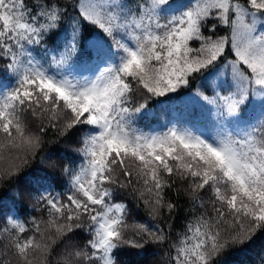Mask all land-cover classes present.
I'll return each instance as SVG.
<instances>
[{
    "label": "snow or ice",
    "instance_id": "obj_1",
    "mask_svg": "<svg viewBox=\"0 0 264 264\" xmlns=\"http://www.w3.org/2000/svg\"><path fill=\"white\" fill-rule=\"evenodd\" d=\"M179 94L201 122L139 126ZM73 140L71 157L44 155ZM0 188L13 193L0 264H130L146 245L163 264H229L249 251L264 237V0H0Z\"/></svg>",
    "mask_w": 264,
    "mask_h": 264
},
{
    "label": "trees",
    "instance_id": "obj_2",
    "mask_svg": "<svg viewBox=\"0 0 264 264\" xmlns=\"http://www.w3.org/2000/svg\"><path fill=\"white\" fill-rule=\"evenodd\" d=\"M150 107L152 108L153 114L149 117H146L143 121L139 122V126L144 127L146 130L151 128L163 129L166 125H170L172 122H179L183 124L182 121L188 113H196L198 116H201V109L199 108V106L192 103L188 99L187 95L184 94L175 95V98L165 105H160L157 102H151ZM75 146L77 145L74 140L69 141L68 143L59 144L52 142L45 149L44 155L46 156L50 153H56L58 157L61 153H67L71 157L73 155L71 149ZM68 162L70 163L71 161L69 160ZM40 167L41 165L39 164V162H37L31 168L27 169L26 172L31 175ZM49 179L53 184L55 191H62L60 185H66V177L59 176L57 178L55 176H50ZM13 187L18 188L21 191L26 190V177L22 174L21 177L18 178V183ZM12 195L13 193L11 191L5 192L3 188H0V206H3L5 209L11 208L13 203ZM30 204L31 201L24 200L23 205L18 203L17 207L28 206L27 216L38 215V213L34 212L31 209ZM180 204L181 208L178 210L173 223L174 231L177 232L182 230L184 218L187 213L186 201L181 199ZM132 215L136 219H146L143 210L140 208H135L134 206ZM245 247H247V245ZM261 247H264V237L258 236L253 247L249 251H234L228 257L229 264H250V258L254 256V254L259 251ZM124 251L125 253H131L136 250L124 249ZM139 251L141 252V255L139 256H131L126 254L122 257V259L125 262L130 261V264H163L164 250L159 246L146 245L144 249H140Z\"/></svg>",
    "mask_w": 264,
    "mask_h": 264
},
{
    "label": "bare ground",
    "instance_id": "obj_3",
    "mask_svg": "<svg viewBox=\"0 0 264 264\" xmlns=\"http://www.w3.org/2000/svg\"><path fill=\"white\" fill-rule=\"evenodd\" d=\"M201 122V116H198L196 113H188L183 119V124H191Z\"/></svg>",
    "mask_w": 264,
    "mask_h": 264
}]
</instances>
